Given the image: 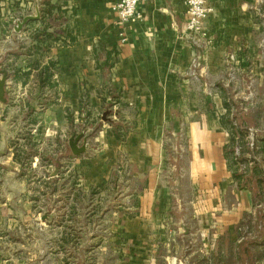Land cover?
<instances>
[{
  "label": "crops",
  "instance_id": "crops-1",
  "mask_svg": "<svg viewBox=\"0 0 264 264\" xmlns=\"http://www.w3.org/2000/svg\"><path fill=\"white\" fill-rule=\"evenodd\" d=\"M48 1L51 7L44 0H0V68L8 73L0 102V149H7L0 173L8 181L0 187H27L28 170L43 172L50 184L61 178L51 176L40 151L46 157L50 148L52 162L68 130L67 113L77 121L86 92L90 116L112 105L111 121L124 129L106 126L99 133L104 148L80 157L77 169L86 185L95 177L106 182L116 157L124 158L120 173L136 201L130 225L158 219L163 203L170 219L173 203L186 232L190 221L217 239L255 214L253 187L246 179L238 186L225 149L231 119L259 109L264 123V0H208L207 45L185 30L183 0H145L139 18L126 23L111 9L115 0ZM35 2L48 13L16 32ZM14 144L38 150L31 165L21 163ZM11 203L0 194V239L20 218Z\"/></svg>",
  "mask_w": 264,
  "mask_h": 264
},
{
  "label": "rangeland",
  "instance_id": "rangeland-1",
  "mask_svg": "<svg viewBox=\"0 0 264 264\" xmlns=\"http://www.w3.org/2000/svg\"><path fill=\"white\" fill-rule=\"evenodd\" d=\"M87 95L81 93L76 122H72V114L67 113L68 130L59 139L52 162L50 148L46 157L45 148L40 151L41 155L45 154L42 158L45 164L51 165L52 172L59 161L61 178L50 184L43 180V172L28 170L25 171L29 180L27 187H0V194L11 196V206L20 216L11 221L10 229L1 236L2 263L264 264V164H260L264 163V123L257 120L259 109H254L245 120L231 119L236 140L233 156L245 161L238 165V172L243 174V181L246 179L253 187L257 210L255 214L245 216L231 232L216 239L190 221L191 231L186 232L180 219L181 211L173 203L169 208L170 219L165 217L163 203L158 207V219L145 218L130 225L127 218L135 216L130 207H135L136 201L127 197L130 187H125L127 178L120 173L119 167L124 162L122 156L116 157L108 181L100 183L95 177V182L90 185L83 183V174L77 169V165L81 166L79 158L96 157L104 148L99 133L106 126L111 132L118 127L124 129V124L112 123L115 114L112 105L103 107L97 116H90ZM240 110L233 113L240 117ZM104 113L107 114L103 116ZM78 134H82L78 145L85 139L86 150L76 156L71 152L68 140ZM14 148L19 150L16 156L22 164L31 165L32 156L38 153L33 146L26 150L14 144ZM0 151V155L7 153V149ZM4 181L6 183L8 179L0 173V185ZM10 184L13 185L11 181ZM169 197L172 201L173 196L169 194Z\"/></svg>",
  "mask_w": 264,
  "mask_h": 264
},
{
  "label": "built area",
  "instance_id": "built-area-1",
  "mask_svg": "<svg viewBox=\"0 0 264 264\" xmlns=\"http://www.w3.org/2000/svg\"><path fill=\"white\" fill-rule=\"evenodd\" d=\"M145 0H115L112 11L122 23L134 21L139 18L137 6ZM185 5V30L188 34L198 36L207 45L211 43V37L204 29L203 23L212 12L213 8L208 0H183ZM201 10L202 13H201ZM195 64V63H193ZM194 74L193 71L191 72Z\"/></svg>",
  "mask_w": 264,
  "mask_h": 264
},
{
  "label": "water",
  "instance_id": "water-1",
  "mask_svg": "<svg viewBox=\"0 0 264 264\" xmlns=\"http://www.w3.org/2000/svg\"><path fill=\"white\" fill-rule=\"evenodd\" d=\"M34 9H35V13L34 14H28L25 15L21 20H17L16 25L14 27V30L16 32H19L22 27L24 25H26L29 21H34V20H38L40 18V12H39V8H38V3L35 2L34 3ZM8 79V73L6 70L4 69H0V102L4 103L6 101L5 98V83L6 80ZM107 113H104L103 116H105ZM105 119V117H104ZM82 138V134H78L76 136H71L68 140L69 142V147L71 152L78 156L82 153L85 152L86 150V142L85 139L83 140V144L82 145H78L79 140ZM2 153V151H0V154ZM59 168H60V164L59 161H56V165H55V169L54 171L51 173V176H57L58 172H59Z\"/></svg>",
  "mask_w": 264,
  "mask_h": 264
},
{
  "label": "trees",
  "instance_id": "trees-1",
  "mask_svg": "<svg viewBox=\"0 0 264 264\" xmlns=\"http://www.w3.org/2000/svg\"><path fill=\"white\" fill-rule=\"evenodd\" d=\"M41 4V3H40ZM44 4H46V6H50L51 4L49 3L48 0H44ZM40 11V20H42V18L44 17V14L48 13V11L39 9ZM229 127H231V125L228 123ZM233 129V128H232ZM235 133L233 132V130H230V144L228 145V147H226L225 149V156L227 158L228 164L232 167V175L234 177V179H236L238 181V186H240V182L243 179V174L238 172V165L242 162H245L243 158L241 159H237L236 157L233 156L234 154V146H235ZM262 143L264 144V139H262ZM262 151H264V145H262Z\"/></svg>",
  "mask_w": 264,
  "mask_h": 264
},
{
  "label": "clouds",
  "instance_id": "clouds-1",
  "mask_svg": "<svg viewBox=\"0 0 264 264\" xmlns=\"http://www.w3.org/2000/svg\"><path fill=\"white\" fill-rule=\"evenodd\" d=\"M201 2H202V0H201ZM202 11H203V10H201V13H202Z\"/></svg>",
  "mask_w": 264,
  "mask_h": 264
}]
</instances>
